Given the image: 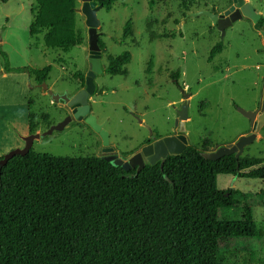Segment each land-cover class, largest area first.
I'll list each match as a JSON object with an SVG mask.
<instances>
[{
	"label": "rangeland",
	"instance_id": "rangeland-1",
	"mask_svg": "<svg viewBox=\"0 0 264 264\" xmlns=\"http://www.w3.org/2000/svg\"><path fill=\"white\" fill-rule=\"evenodd\" d=\"M148 1L116 0L110 11L97 12L101 66L105 69L108 56L128 52L126 76L96 75L89 114L35 141L33 152L100 157L104 146L99 132H104L108 146L127 159L154 139L179 134L175 122L185 100L188 119L182 126L187 145L200 148L205 142L211 151L247 135L249 122L237 108L254 109L262 97L264 76V44L252 22L236 20L221 38L207 17L191 14L212 9L222 13L231 0H193L188 11L183 5L188 0H164L152 9ZM246 2L264 20V0ZM36 4V0H0V50L10 68L51 67L48 88L55 95H71L82 85L81 77L85 82L89 69L85 19L75 11L74 28L82 36V45L68 50L48 48L45 30L30 35ZM81 5L77 0L75 10ZM127 22L132 36L123 41ZM220 42L223 52L208 62L212 47ZM3 67L0 55V158L24 147L29 113L35 115L36 132L43 133L69 111L63 102H53L27 73H5ZM241 156L264 159V127ZM216 184L220 190L235 189L244 195L240 202L250 204L260 232L259 238L231 240L220 251L222 264H264V170L258 174L250 170L246 177L219 175ZM242 217L241 207L218 212L220 220Z\"/></svg>",
	"mask_w": 264,
	"mask_h": 264
},
{
	"label": "trees",
	"instance_id": "trees-1",
	"mask_svg": "<svg viewBox=\"0 0 264 264\" xmlns=\"http://www.w3.org/2000/svg\"><path fill=\"white\" fill-rule=\"evenodd\" d=\"M92 1L110 11L116 0ZM162 1L149 0L148 6ZM76 2L36 0L30 35L45 30L44 44L52 49L82 45L74 28ZM130 36L127 22L122 40ZM223 50L221 42L214 45L208 62ZM0 55L5 73H27L37 85L49 80L51 67L10 68L6 54L0 50ZM130 60L128 52L108 56L103 72L126 76ZM28 130H37L33 113ZM207 151L205 142L200 148L188 145L167 157L162 169L159 163L146 165L137 175L100 157H59L32 149L12 157L0 169V264H222L220 251L231 240L259 238L260 232L250 204L240 202L244 195L218 189L216 178L258 174L264 159L230 155L207 161L200 156ZM239 207L241 220L218 218L220 209Z\"/></svg>",
	"mask_w": 264,
	"mask_h": 264
},
{
	"label": "water",
	"instance_id": "water-1",
	"mask_svg": "<svg viewBox=\"0 0 264 264\" xmlns=\"http://www.w3.org/2000/svg\"><path fill=\"white\" fill-rule=\"evenodd\" d=\"M231 2L232 4L229 8L222 13L201 10L192 13L191 16L207 17L211 24L215 26L220 33L221 38H223L225 30L230 27L233 22L246 18L252 22L254 29L260 33L264 44V24L260 25L261 16L248 2H246V0H231ZM81 3V8L75 11L79 12L84 17V23L88 29V47L86 48V52L88 55L89 69L85 77L84 88L71 95L60 96L53 94L46 83L39 85L46 91L47 95L51 97L53 102H63L71 111L73 119L78 122L82 121L89 114V98L95 92L94 78L96 75L103 72L101 66V48L98 44L99 34L97 32L100 22L96 17L97 12L100 9H103V5H96L92 0H81ZM187 106L188 102L185 100L178 111V118L176 119L175 126L179 127V134L166 136L161 139H154L151 143L141 147L139 152L133 154L127 160L119 158L117 154H113L110 157H105L103 159L113 167H120L127 172L134 169V175H137L146 165L153 166L159 163L160 169H162L167 157L180 155L188 146L182 126V123L188 119ZM237 111L248 120L250 128L249 133L241 136L233 144L216 146L211 151L200 152V156L204 160L216 161L224 156L230 155H234L235 158H238L243 154L244 149L258 137L264 127V92L262 93L260 103L255 110L245 111L241 108H237ZM71 123H73V120L70 115H68L62 121L50 126L46 132H35L23 137L22 140L24 142V147L22 149L12 150L5 154L0 159V169L12 157L25 156L32 149L33 143L38 141L41 137L51 135L54 131L60 132ZM99 133L104 146L103 153L112 152L113 149L108 146L109 143L106 134L104 132Z\"/></svg>",
	"mask_w": 264,
	"mask_h": 264
},
{
	"label": "flooded vegetation",
	"instance_id": "flooded-vegetation-1",
	"mask_svg": "<svg viewBox=\"0 0 264 264\" xmlns=\"http://www.w3.org/2000/svg\"><path fill=\"white\" fill-rule=\"evenodd\" d=\"M262 88H264V76H263V78H262ZM263 92H264V89H263ZM260 103V102H259ZM259 103H258V105H259ZM64 104V103H63ZM257 105V106H258ZM257 108V107H256ZM67 109H69V108H67ZM68 115H70V117H71V119L73 120V122H76V123H79L78 121H76V120H74L73 119V115L71 114V111L69 110L68 111ZM68 115H66V116H68ZM65 116V117H66ZM81 122V121H80ZM147 145V144H146ZM145 146V145H144ZM111 148V147H110ZM103 149L104 148H102L101 149V151H100V158H105V157H110L111 155H113V154H117L115 151H114V149H113V151L112 152H108V153H103ZM117 156L119 157V158H122V157H120L118 154H117ZM122 159H124V158H122ZM128 159V158H127ZM127 159H124V160H127ZM133 171H135L134 169H133Z\"/></svg>",
	"mask_w": 264,
	"mask_h": 264
},
{
	"label": "crops",
	"instance_id": "crops-1",
	"mask_svg": "<svg viewBox=\"0 0 264 264\" xmlns=\"http://www.w3.org/2000/svg\"><path fill=\"white\" fill-rule=\"evenodd\" d=\"M223 52V51H222ZM221 52V53H222ZM220 53V54H221ZM84 88V87H83ZM82 88H81V84L80 85H78V88H77V91L76 92H78L79 90H81ZM260 100H261V97H260V99H259V101H258V103L260 102ZM258 103H257V105H258ZM257 105L254 107V109H252L251 111H253V110H255L256 109V107H257ZM249 131H247L245 134H247Z\"/></svg>",
	"mask_w": 264,
	"mask_h": 264
}]
</instances>
